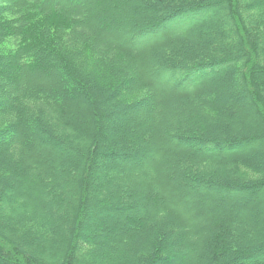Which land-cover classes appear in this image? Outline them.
Here are the masks:
<instances>
[{
  "label": "trees",
  "instance_id": "1",
  "mask_svg": "<svg viewBox=\"0 0 264 264\" xmlns=\"http://www.w3.org/2000/svg\"><path fill=\"white\" fill-rule=\"evenodd\" d=\"M0 264H264V0H0Z\"/></svg>",
  "mask_w": 264,
  "mask_h": 264
},
{
  "label": "rangeland",
  "instance_id": "2",
  "mask_svg": "<svg viewBox=\"0 0 264 264\" xmlns=\"http://www.w3.org/2000/svg\"><path fill=\"white\" fill-rule=\"evenodd\" d=\"M147 39H149L147 35L143 36V40H144V41H147ZM137 148H138V147H137ZM244 150L247 151L248 149H245V148H244ZM181 185H182L183 188L187 187V185H184V184H181Z\"/></svg>",
  "mask_w": 264,
  "mask_h": 264
}]
</instances>
